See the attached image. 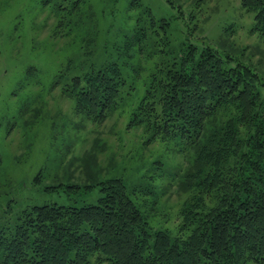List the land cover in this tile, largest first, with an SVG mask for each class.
<instances>
[{
	"label": "rangeland",
	"instance_id": "rangeland-1",
	"mask_svg": "<svg viewBox=\"0 0 264 264\" xmlns=\"http://www.w3.org/2000/svg\"><path fill=\"white\" fill-rule=\"evenodd\" d=\"M253 27L240 0H0V229L13 230L33 205L95 203L99 183L120 178L142 189L135 200L153 228L175 231L194 155L149 142L128 126L130 112L155 63L189 43L255 67L264 84V34ZM109 62L136 90L99 120L77 108L67 84Z\"/></svg>",
	"mask_w": 264,
	"mask_h": 264
},
{
	"label": "trees",
	"instance_id": "trees-1",
	"mask_svg": "<svg viewBox=\"0 0 264 264\" xmlns=\"http://www.w3.org/2000/svg\"><path fill=\"white\" fill-rule=\"evenodd\" d=\"M240 4L253 12V29L264 34V0ZM260 76L249 64H231L216 48L193 43L150 71L127 124L141 127L149 142L171 143L194 155L180 182L188 196L175 231L153 228L135 200L142 189L130 191L112 178L99 183L102 194L95 203L24 209L13 230L0 229V264H264ZM70 79L77 108L99 120L136 90L117 62ZM149 186L145 195L154 193Z\"/></svg>",
	"mask_w": 264,
	"mask_h": 264
}]
</instances>
